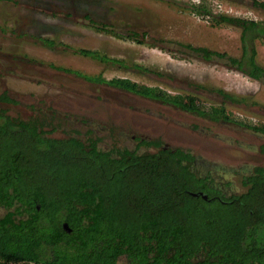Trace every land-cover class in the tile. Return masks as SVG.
<instances>
[{
	"label": "trees",
	"instance_id": "obj_1",
	"mask_svg": "<svg viewBox=\"0 0 264 264\" xmlns=\"http://www.w3.org/2000/svg\"><path fill=\"white\" fill-rule=\"evenodd\" d=\"M254 3L264 8V0ZM191 7L217 22L239 25L242 52L231 56L185 46L206 59L226 58L264 82L256 44L264 41V21L215 14L201 0ZM106 27L102 24L115 32ZM130 33L139 39V32ZM76 50L113 60L97 49ZM65 69L215 120H236L224 105L205 109L194 97L174 99L146 84ZM218 91L225 100L246 98ZM15 101L0 93V264H264L263 166H201L191 150L154 139L139 142L155 151L104 149L96 137L51 135L46 119L9 114L2 103ZM244 124L264 133V124ZM217 171L235 174L240 186L235 189Z\"/></svg>",
	"mask_w": 264,
	"mask_h": 264
},
{
	"label": "rangeland",
	"instance_id": "obj_2",
	"mask_svg": "<svg viewBox=\"0 0 264 264\" xmlns=\"http://www.w3.org/2000/svg\"><path fill=\"white\" fill-rule=\"evenodd\" d=\"M198 1L0 0V93L16 100L2 106L14 116L46 119L51 135L96 137L104 149H158L140 144L142 137L189 149L201 166L264 167V133L244 124H264V82L226 58L206 59L185 46L231 56L242 52L241 27L192 9ZM254 1L201 0L215 14L264 21V8ZM131 30L139 32L138 40L128 36ZM39 36L54 39L56 46ZM256 44L257 60L264 65V41ZM80 48L97 49L113 60L77 52ZM65 68L146 84L174 99L194 97L205 109L224 105L236 120L185 111ZM218 89L246 98L225 100ZM217 176L232 180L235 189L240 186L233 173L217 171Z\"/></svg>",
	"mask_w": 264,
	"mask_h": 264
},
{
	"label": "flooded vegetation",
	"instance_id": "obj_3",
	"mask_svg": "<svg viewBox=\"0 0 264 264\" xmlns=\"http://www.w3.org/2000/svg\"><path fill=\"white\" fill-rule=\"evenodd\" d=\"M165 103H167L168 105H170V103H168V102H165ZM197 103H198V102H197ZM198 104H199V103H198ZM179 108H181L182 110L187 111L186 109H184V108H182V107H180V106H179ZM188 111H189V110H188ZM191 112H193V111H191ZM141 138H142V137H141ZM141 138H140V139H141ZM144 139H147V138H144ZM149 140H151V139H149ZM139 141H140V140H139ZM140 144H141V143H140ZM163 145H164V144H163ZM165 146L168 147L169 145H168V144H165Z\"/></svg>",
	"mask_w": 264,
	"mask_h": 264
},
{
	"label": "water",
	"instance_id": "obj_4",
	"mask_svg": "<svg viewBox=\"0 0 264 264\" xmlns=\"http://www.w3.org/2000/svg\"><path fill=\"white\" fill-rule=\"evenodd\" d=\"M196 194H200V193H196ZM201 194H203V193H201ZM203 196H204V197H207V195H206V194H203ZM64 226H65V228H68V225H67V223H64Z\"/></svg>",
	"mask_w": 264,
	"mask_h": 264
}]
</instances>
